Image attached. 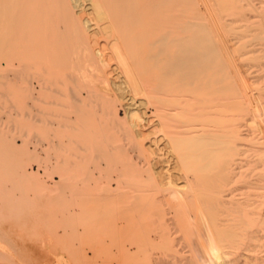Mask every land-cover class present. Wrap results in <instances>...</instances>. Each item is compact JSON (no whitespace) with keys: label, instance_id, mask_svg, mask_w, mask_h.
I'll list each match as a JSON object with an SVG mask.
<instances>
[{"label":"rangeland","instance_id":"rangeland-1","mask_svg":"<svg viewBox=\"0 0 264 264\" xmlns=\"http://www.w3.org/2000/svg\"><path fill=\"white\" fill-rule=\"evenodd\" d=\"M0 6V264H169L172 259L179 264L193 257L189 245L195 221L190 217L199 211V201L216 194L225 175L212 168L214 177L211 168L196 162L197 175L192 159L183 158L184 143L175 139L191 132L176 128L188 117L182 108L174 116L155 113L167 101L163 94L149 96L156 80L148 60L149 37L129 33L139 40L129 58L107 30L102 36L108 42L101 33L64 34L63 21L41 16L40 30L31 31L24 19L11 21L17 17L10 11L15 5ZM84 16L95 24L91 15ZM96 34L108 44L97 41ZM74 40L87 43L83 53H73ZM220 85L228 97L233 94L228 83ZM183 88L175 92L180 95ZM245 111H236L234 123L246 126L241 131L245 144L241 141L234 158L251 164L264 158V150L256 157L252 152L264 129L259 131L257 120ZM206 124L195 126L197 134ZM256 178L263 183L264 172ZM242 183L236 184L239 196L261 190V185L247 189ZM207 185L210 191L204 192ZM127 252L136 255L130 258Z\"/></svg>","mask_w":264,"mask_h":264},{"label":"bare ground","instance_id":"bare-ground-1","mask_svg":"<svg viewBox=\"0 0 264 264\" xmlns=\"http://www.w3.org/2000/svg\"><path fill=\"white\" fill-rule=\"evenodd\" d=\"M0 4L15 5L16 10H12L15 6H11L10 11L14 13L16 11L15 16L17 17H13L11 21H15L18 17L24 19L28 22L27 28L31 31L40 30L37 21L41 16L63 21L65 23L63 25L64 34L77 35L80 32H86L92 35L101 33L102 36V32L107 30L108 33L105 34L109 35L111 42L116 40L122 42L129 58L139 42L138 35L145 34V40L147 35L150 39L148 60L153 65L156 78L150 88L149 96L156 97L163 94L168 102L164 107H158L155 113L174 116L177 107L182 108L181 114L185 113L188 117L181 126H176V128L178 127L185 133L191 132L188 137L181 140L175 139L178 144L180 141L184 143L186 151L183 158L192 159L195 170L197 169L196 162H199L203 164L204 170L205 167L211 168L212 176H214L212 168L225 175L223 184L220 186L218 184L216 188V194H210L212 196L199 201V211L196 214L192 213L190 218L195 221L193 223L194 232L190 230L195 240L190 243L189 247L194 256H190V259L185 262L181 260L179 264H214L217 257L222 258L233 254L236 257L227 260L226 264H264V182L259 184L256 182L259 181L256 178L257 174L264 172V158L251 161V164H243L242 161L239 162L234 158L239 153L241 141L245 144L241 138L244 132L241 133V131L246 123L241 122L243 125L234 123L235 117H238L236 111L240 107L245 109L253 120H257L258 123L255 125L259 124V131L264 129V0H0ZM84 14L91 15L95 24L92 25L89 20L91 17L86 18ZM8 17H6L7 20ZM16 29H21V27L14 28V31ZM27 31H22L20 34L17 32L14 35L22 36ZM129 33H136L138 37L128 36ZM60 37L59 35V39ZM141 37L143 39V36ZM100 38L98 39L97 35V41ZM102 38L106 37L102 36ZM79 40H82V36ZM79 40L71 43L74 54L87 46L85 41ZM105 41L102 40L103 43ZM81 51L83 53V50ZM162 55L165 57H161ZM120 63L124 67L127 63L126 59L122 57ZM221 83H228L229 87L234 90L233 94L231 93L228 97ZM180 85L184 88L179 95L175 92V88L177 89ZM249 114H247L248 117ZM114 116L116 117V114ZM198 124L201 126L206 124V128L200 130L199 134L195 128ZM207 125H210V128ZM207 128L208 130H204ZM261 134L264 135V133ZM257 144L259 146L257 151H255L256 148L251 150L256 153L255 157L259 151L264 150V136ZM180 146L183 147L182 144ZM188 148L189 150L199 148L202 152L196 155L195 151L188 152ZM252 148L249 147V149ZM246 170L251 173L249 174ZM195 172L197 174V170ZM205 174L204 172L202 175ZM242 181L249 185L247 189L255 188V186H250L251 184H258L261 185L258 188L262 191L254 193L249 189L244 193L242 191L239 196L236 193V184ZM197 184L200 186L198 182ZM241 186L243 189L244 185ZM208 187L209 185L207 189L202 188L201 190L210 191ZM197 191L199 192V188ZM202 195L200 196L204 197ZM128 252L125 253L127 256ZM136 252L133 253L136 255ZM133 253L128 257H133ZM133 260L136 259L132 258L131 262ZM168 262L176 264L174 259ZM128 263L130 264L129 260Z\"/></svg>","mask_w":264,"mask_h":264}]
</instances>
